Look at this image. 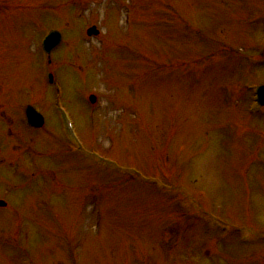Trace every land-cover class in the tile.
Returning <instances> with one entry per match:
<instances>
[{
    "label": "rangeland",
    "instance_id": "rangeland-1",
    "mask_svg": "<svg viewBox=\"0 0 264 264\" xmlns=\"http://www.w3.org/2000/svg\"><path fill=\"white\" fill-rule=\"evenodd\" d=\"M263 84L264 0H0V264H264Z\"/></svg>",
    "mask_w": 264,
    "mask_h": 264
},
{
    "label": "water",
    "instance_id": "water-1",
    "mask_svg": "<svg viewBox=\"0 0 264 264\" xmlns=\"http://www.w3.org/2000/svg\"><path fill=\"white\" fill-rule=\"evenodd\" d=\"M97 32L95 31L94 28H92L91 30L88 31V35H91V34H96ZM50 40V46L51 47H54L55 45H57L58 43V40H59V35L58 34H52L51 37L49 38ZM260 93L262 94V96H264V88L260 90ZM91 102H94V99L91 98L90 99ZM27 111H33L32 109L28 108ZM33 116H34V119L36 121V124L37 123H41V117L37 114H35V112L33 111ZM0 206H4V203L0 202Z\"/></svg>",
    "mask_w": 264,
    "mask_h": 264
}]
</instances>
